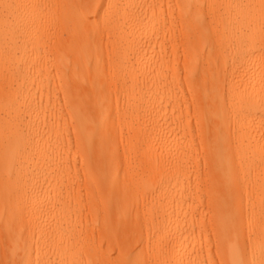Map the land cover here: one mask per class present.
<instances>
[{
    "label": "bare ground",
    "instance_id": "obj_1",
    "mask_svg": "<svg viewBox=\"0 0 264 264\" xmlns=\"http://www.w3.org/2000/svg\"><path fill=\"white\" fill-rule=\"evenodd\" d=\"M0 258L264 264V0H0Z\"/></svg>",
    "mask_w": 264,
    "mask_h": 264
},
{
    "label": "rangeland",
    "instance_id": "obj_2",
    "mask_svg": "<svg viewBox=\"0 0 264 264\" xmlns=\"http://www.w3.org/2000/svg\"><path fill=\"white\" fill-rule=\"evenodd\" d=\"M113 257H115V254H113ZM1 259V258H0ZM0 264H2L1 262H0Z\"/></svg>",
    "mask_w": 264,
    "mask_h": 264
}]
</instances>
